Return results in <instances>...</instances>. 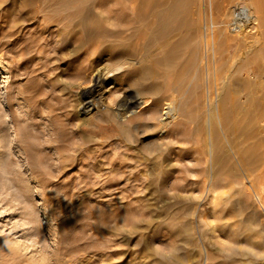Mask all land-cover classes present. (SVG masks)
I'll return each mask as SVG.
<instances>
[{"label": "rangeland", "instance_id": "obj_1", "mask_svg": "<svg viewBox=\"0 0 264 264\" xmlns=\"http://www.w3.org/2000/svg\"><path fill=\"white\" fill-rule=\"evenodd\" d=\"M94 1L0 0V264H264V0Z\"/></svg>", "mask_w": 264, "mask_h": 264}, {"label": "bare ground", "instance_id": "obj_2", "mask_svg": "<svg viewBox=\"0 0 264 264\" xmlns=\"http://www.w3.org/2000/svg\"><path fill=\"white\" fill-rule=\"evenodd\" d=\"M56 1V0H55ZM131 1V0H130ZM48 2V1H47ZM76 2V1H75ZM131 3L133 4V1H131ZM93 4L95 5V6H99V7H102V8H105L109 13H115V12H118V10L120 9V8H117V7H114V5L115 6H122L123 4H124V2H123V0H100V1H94L93 2ZM128 4V3H127ZM143 3H141V7L143 6L142 5ZM132 6V8L131 9H139V5H138V7H135V6H133V5H131ZM239 7V6H238ZM68 8H70V9H68ZM73 8V4L72 3H69V1L68 2H66V3H63V7L61 8V9H68V10H71ZM104 9V10H105ZM123 9V8H122ZM128 9V8H127ZM143 9H145V8H143ZM126 10V9H125ZM124 10V11H125ZM132 10V11H133ZM142 10V9H141ZM149 11V10H148ZM251 11V10H250ZM139 12V11H138ZM257 12V11H256ZM260 12V11H259ZM157 13V12H156ZM48 15V14H47ZM147 15V14H146ZM155 17H154V19L155 20H158V16H157V14H155L154 15ZM248 16V19L249 20H251V19H253L252 18V15L250 14V15H247ZM146 17V16H145ZM153 17V16H152ZM33 18V17H32ZM46 18H48L49 20H51V19H53V18H57L56 16H48V17H46ZM142 18V17H141ZM86 19L87 18H82L79 22L80 23H83V29L85 30V31H87V32H90V31H92L93 29H88L87 27V25L86 24H84V22H86ZM153 19V18H152ZM151 19V20H152ZM254 20V19H253ZM163 21V20H162ZM216 21V20H215ZM250 22V21H249ZM55 24V23H54ZM244 24V23H243ZM259 24V23H258ZM53 25V24H52ZM249 25H250V23H249ZM53 27H55V26H53ZM241 27V29H243V28H245L244 27V25H241L240 26ZM259 27H260V25H259ZM80 30V29H79ZM111 30V29H110ZM248 30V29H247ZM244 31H246L245 29H244ZM262 31V30H261ZM260 31V32H261ZM121 33V32H120ZM222 33V32H221ZM258 33V32H257ZM260 34V33H259ZM129 35V34H128ZM116 36V35H115ZM226 36V35H225ZM247 37V36H246ZM226 38V37H225ZM255 38V37H254ZM95 39V38H94ZM231 39V38H230ZM261 39V38H260ZM114 40V39H113ZM257 40H258V38H257ZM93 41H95V40H93ZM255 41V40H254ZM263 41V40H262ZM96 43V41L95 42H92V41H83V42H81L79 45H78V47H79V49L80 48H82V47H84V46H89L90 45V47H91V45H95L97 48L100 46V45H96L95 44ZM150 43V42H149ZM262 43V42H261ZM103 44V43H102ZM146 44V43H145ZM225 44V43H224ZM255 44H256V42H255ZM106 45H110V46H112V44L111 43H108V44H106ZM259 45V44H258ZM109 46V47H110ZM108 47V46H107ZM113 47V46H112ZM120 48H122V50L120 49ZM120 48H118V49H116V51L115 52H113L114 53V55H112V57L114 56L115 57V59H117V60H120L124 55V53H125V51H124V49L126 48H123L122 46L120 47ZM86 50V49H85ZM218 50V49H217ZM227 50H229V49H227ZM100 51L101 52H97L98 54H101L102 53V51H104V50H102V49H100ZM106 51V50H105ZM226 51V50H225ZM260 51V50H259ZM106 52H109V51H106ZM136 52H138V51H136ZM105 53V52H104ZM113 53H110V55L111 54H113ZM135 53V52H134ZM139 53V52H138ZM126 54V53H125ZM140 54V53H139ZM261 54V53H260ZM128 55V54H127ZM138 56V55H137ZM97 57V56H96ZM129 57H131V56H129ZM133 57V56H132ZM99 58V57H98ZM135 58V57H134ZM133 58V59H134ZM135 60V59H134ZM261 63V62H260ZM228 66V65H227ZM236 66H238V64L236 65ZM235 66V67H236ZM239 67V66H238ZM237 68V67H236ZM120 69V68H119ZM220 70V69H219ZM111 71L112 70H108V71H106L107 73H111ZM108 74V75H109ZM233 74V73H232ZM219 78V77H218ZM260 79V78H259ZM216 81H218V80H216ZM240 81V80H239ZM212 84V83H211ZM152 87L154 88V87H156V85H154V84H152ZM263 87V86H262ZM214 92V91H213ZM264 95V94H263ZM228 98V97H227ZM1 99V98H0ZM10 99V96L9 95H6L4 98H3V100H9ZM230 99V98H229ZM136 101V100H135ZM172 101V100H171ZM86 102H88L87 103V106H84L83 107V109L84 110H82V111H87L92 105H91V103H90V101H86ZM229 102V101H228ZM239 103V102H238ZM165 105V104H164ZM167 106L165 107L164 106V108H168L167 110H165L164 112H163V114L165 115V117H163L164 119H166L167 120V118H170V117H172L173 116V105H172V102H167V104H166ZM233 105V104H232ZM246 105V104H245ZM261 105V104H260ZM139 106H140V102H139ZM225 109V108H224ZM175 110V109H174ZM234 113V112H233ZM249 113V112H248ZM20 117V116H19ZM19 117H16V116H14V115H12L11 116V118H12V120L14 121V120H18L19 119ZM107 117H109V116H107ZM99 118V117H98ZM108 119H110V120H113V118H111V117H109ZM227 119V118H226ZM11 120V119H10ZM236 120V119H235ZM168 121V120H167ZM166 121V122H167ZM8 123V122H7ZM171 123V122H170ZM33 124V123H32ZM43 124V123H42ZM51 124V123H50ZM164 125H167L166 123L164 124ZM33 127V126H32ZM231 127V126H230ZM44 128V127H43ZM45 129H46V127H45ZM2 130H3V132L2 133H5L6 132V130H7V126H3L2 127ZM9 130V129H8ZM45 131V130H44ZM28 132H30V131H28ZM7 133V132H6ZM45 133V132H44ZM54 133H56V132H54ZM59 133H60V131H59ZM38 134H40V133H38ZM63 134H65V133H63ZM7 135H9V134H7ZM33 135V134H32ZM31 135V136H32ZM46 135V134H45ZM60 136V135H59ZM9 137V136H8ZM14 138H18V136L17 135H14L13 136ZM56 137H57V135H56ZM61 137V139H63V138H66L67 137V135H65V136H60ZM13 138V139H14ZM44 138V137H43ZM244 138H246V137H244ZM41 139V138H40ZM248 139V138H247ZM35 140V139H34ZM15 141V140H14ZM16 142H18V141H16ZM48 142V141H47ZM5 147V146H4ZM3 147V148H4ZM7 148V147H6ZM232 149V148H231ZM237 149V148H236ZM1 150V149H0ZM3 152V151H2ZM6 153V152H5ZM4 153V154H5ZM233 154V153H232ZM247 159L245 160L244 159V165L245 164H248L247 162ZM251 161V160H250ZM242 165V164H241ZM51 167V166H50ZM248 167V166H247ZM242 169V168H241ZM248 169V168H247ZM245 171V170H244ZM16 249V248H15ZM14 253V252H13ZM22 253V252H21ZM17 254H19V253H17ZM31 259V258H30ZM24 260V259H23ZM10 263V262H9ZM17 263V262H16Z\"/></svg>", "mask_w": 264, "mask_h": 264}, {"label": "built area", "instance_id": "obj_3", "mask_svg": "<svg viewBox=\"0 0 264 264\" xmlns=\"http://www.w3.org/2000/svg\"><path fill=\"white\" fill-rule=\"evenodd\" d=\"M250 15V12L244 8L235 6L234 13H233V24L234 25H240V23L248 22V16Z\"/></svg>", "mask_w": 264, "mask_h": 264}]
</instances>
